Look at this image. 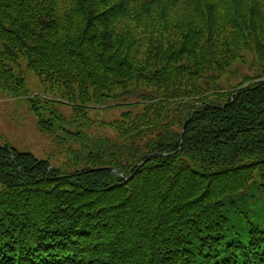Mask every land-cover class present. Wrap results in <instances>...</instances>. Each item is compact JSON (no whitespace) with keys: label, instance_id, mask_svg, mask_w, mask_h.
Returning <instances> with one entry per match:
<instances>
[{"label":"trees","instance_id":"1","mask_svg":"<svg viewBox=\"0 0 264 264\" xmlns=\"http://www.w3.org/2000/svg\"><path fill=\"white\" fill-rule=\"evenodd\" d=\"M113 2L0 0V94L25 96L69 163L0 144V264H264V76L213 93L191 78L197 20L264 59V0L249 23L243 0ZM109 101L128 109L94 138Z\"/></svg>","mask_w":264,"mask_h":264},{"label":"rangeland","instance_id":"2","mask_svg":"<svg viewBox=\"0 0 264 264\" xmlns=\"http://www.w3.org/2000/svg\"><path fill=\"white\" fill-rule=\"evenodd\" d=\"M128 1L115 0L113 3L117 2L118 6L124 5L123 9L125 11ZM259 1L261 0H243L241 14L248 23L250 10L254 9ZM192 15L194 14L189 15L186 11L178 13L177 23L180 24V27L169 30L171 40L175 43L182 34L187 22L193 21L190 20ZM175 18H177L176 15ZM74 20L77 24L79 23L76 18ZM197 22L202 26L199 27L202 30V34L198 36L200 43L195 50L200 69L199 74L193 69L194 75L191 78L198 82L204 90L211 89V93L214 91L236 90L242 83L247 82V85L249 82L253 83L255 79L264 76V59H260L256 55L254 48H248V45L239 41V34L236 30L232 29L211 36L206 30L203 32L205 26L203 20H197ZM262 39L264 40V36H262ZM175 43L166 40L163 44L171 49H176L174 48ZM202 48L206 50V55L202 54ZM227 55L235 56L231 64L228 63ZM215 65H217V68H215ZM22 67L26 81V95L29 97L36 94L41 95L44 87L38 82V78L32 72L26 70L23 64ZM186 73L187 75L184 73L185 75L182 74V76L187 79L192 72L187 71ZM109 102L90 109L88 112V118L93 121L91 124L88 123L90 125L89 132L92 133L94 138H100L103 135L113 138V134L109 130L100 126L101 123H111L118 120L121 113L128 109L123 106L110 107L114 103L113 101ZM58 110L66 118L72 115L71 110L67 107L61 106L58 107ZM134 110L138 111L139 109ZM174 129L178 130V128ZM2 143L9 144L21 152H30L38 159H50L54 167H63L64 164H69L67 151H63L65 150L64 147H56L61 145H56L52 142L51 137L39 132L36 119L28 109L25 96L14 98L0 94V144Z\"/></svg>","mask_w":264,"mask_h":264}]
</instances>
